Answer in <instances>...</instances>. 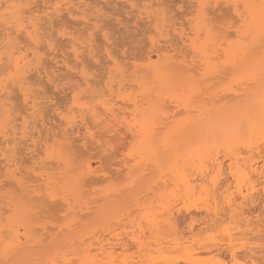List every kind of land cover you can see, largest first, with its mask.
<instances>
[{
	"label": "rangeland",
	"instance_id": "374dc122",
	"mask_svg": "<svg viewBox=\"0 0 264 264\" xmlns=\"http://www.w3.org/2000/svg\"><path fill=\"white\" fill-rule=\"evenodd\" d=\"M20 1L22 2L23 0H20ZM199 1L200 0H162L161 3H160V1H158L159 4L162 5L161 6L159 4L157 5L158 2H156V0L155 1L154 0L153 1L152 0H106L105 1L104 0V2L102 0H99V1L98 0H86L85 2H83L84 4L83 3L81 4L79 2L81 4V6H80L79 3L77 5V0H74V4L77 6H80L84 12L86 11L85 12L86 14L82 10H80V8L78 9V13H77V10H75V8H74V10L76 12V13H74L75 16H70L69 13L67 14V11L66 12L63 11L61 15L60 14L56 15L57 17L55 15L53 17H52V15H49L50 17L46 16L45 15L46 13L45 14L43 13L44 15L42 13L39 15L41 18H45V19H42V21L40 22L41 36H43L41 44H40V48L41 49L43 48V50H41L40 55L42 56L41 62L43 61L44 65L43 66H42V64L40 65L41 71L37 70V72L39 71L41 73H35V70L32 71L35 74L31 72L32 74H31V76L30 75L29 76H30V79L31 78L32 79H31V81L29 79L28 86H30L29 88L33 89L32 94L35 93L34 96H36L38 98L41 95V97H39V99L41 101H39V100L38 101L39 102L43 101L41 103L43 106H41V104H40L39 107L41 106L44 109L40 108V109H42L43 113H40V112H42L41 110H39V113L41 115L42 114L43 115L42 116L39 115L40 116V117L38 116L39 118L38 117H37V119L31 118V117L28 118L29 122H30V120H32L29 124L30 125L29 128H31L30 130L28 129L29 134H31V135L34 134L33 138H35V136H36L35 139L37 141H38V139H40L39 143L41 145L43 143V141L41 143V140H44L43 139L45 137L44 133L47 132V130H48L49 136H46V137H48V139H52L51 136L54 132L56 134L57 133L59 134V133H61V130L64 128V130H66V132L69 131V132H67V135L68 134L71 135L70 138H69V136H67V138H69V141L71 142L69 144V146L72 144L71 146L73 147L72 148L70 146L72 148L71 149L72 151L69 149L71 152V153L69 152L70 155L73 154V156L71 158L72 160H70L72 162L71 165L73 164L72 168L73 169L75 168L74 169L75 171H77V170L80 171V169L83 167L84 164H86V162H90L92 164L93 168L98 170L99 174L97 176H94V178L90 177L91 180H94V182L96 180V183L92 182L91 180H87V181H91L93 184L91 183V185H87L89 182L88 183L85 182V185H87V187L84 186L83 188H80L82 190L80 191V193L78 192L79 193L77 195L78 198H76L77 201H76V199H74L75 197L73 198L72 195L70 196V198H68V199L73 198L72 200H70V203H71L70 205L72 207L69 205L65 206L64 204H62L66 208L63 207L61 209L60 205H59V207L57 206L58 205L57 202L63 203V201L60 202L59 199L62 198L63 196L65 197V193H62V194H64L62 196H58L57 198H59V199H57V198L54 199V200H56L54 205L52 204V205L48 206L50 210L45 209L44 205H42L44 207H41L40 206L41 204H39V202L35 203V204H37L38 208L35 209V210H37V212L35 211L34 215H37L38 217L37 216L34 217V215L32 213V219H30V220L33 221L31 223V225H32L33 232L34 231L35 232L34 233L31 232V234H32L31 237L33 239H37V238L40 239V240H38V242L41 241L42 243L41 242L40 243H35V242L33 243L34 246L33 245H32L33 247L31 246L30 251H32V253L30 252L31 254L29 255V258H27L25 260L22 259L19 261H17L18 260L17 258H16V261H15V259L10 260V259H12V258H10L7 260L8 262L6 261V259H3V261L1 260L2 262L0 261V264H264V173L260 174V175L258 173V175H257V173H254V171L251 169V166H252V168L254 166L258 167L259 170L261 168L264 169V140L260 139V141H257L256 137L255 138L252 137L251 134L249 133L250 129L247 130V128H249V127H246V124H244L243 126H240L241 124H239V127H240V129H242V132H239V134L236 136L237 143L233 144V145H235V147L231 146L232 144L230 145V147L225 146L227 148L226 151L223 150V148H219L217 150L216 149V148H218L217 146L211 147V149L213 148L214 151L216 149L215 153L213 150H211V154H212V151L215 154V156L218 153L217 157H218V159H220V160H218V162L222 161L223 166H224L223 167L224 173L221 172L223 176H221V173L217 176L220 179V180L218 179V185H220V188L218 187L216 189V187L218 185L215 188H213L214 186L212 188L210 187L211 179H213L214 176H216V175H214L216 170L210 169V168H213V165H211V164H213L214 161L212 162L211 160L213 159L212 157L215 158L214 154H212L213 156H210V155L206 156V154H205V156H203V160L206 157V159H205L206 161L205 160L203 161L204 162L203 164H206V165H203V164L200 165L202 159L200 161H198L199 162L198 163L197 162L198 159L196 158V160H195L193 158L194 163L192 162L191 158L194 157V155L191 156V153L194 152L193 149H195L197 147L199 141H201V140H199L200 134L197 136L196 131L193 130L194 131L193 132V131L189 130L187 132V129H189L190 126L186 125L185 127H187V129L185 130V127H184L183 131H182V129H179V131H178L179 133L176 131L178 135L175 137L174 136L176 134V132H175L174 135H172L175 138L171 137V139L169 137L167 138L166 137L167 135L166 136L162 135V133H164V134H170V133H165L166 130H164V127L162 129H160L161 127L158 126L162 133L159 131V129L158 130L155 129V131L157 130V132H159L158 134L157 133H155V134H156V136H158V135L160 136V134H161L162 137H158V138L155 137L154 138V136H153V138L155 140H158V141L160 138L161 139L163 138L162 143H161V139H160V141H159L160 143L158 142L159 148H157L158 150H155L156 148L151 147L149 144L147 145V142H144L147 148L150 146V149L154 148L152 150L157 152V153L155 152V154H154L155 158L152 157V155L150 157L149 154L152 153V151L149 148L147 149L145 147V149H146L145 151L150 150L149 151L150 153L149 154L147 153L148 158L146 156L143 157L144 158L143 160H146V162H144V164H145V166H147V168H145L143 163H139V162H141L142 157L140 156V158H139V156L137 154L139 152H137V150H136V148L138 147L139 148L138 150L142 151L141 148L144 147L145 145L142 142L143 140L140 141L141 137L137 136V138L139 140L136 137L134 139V137L131 134L133 127L130 124L132 127L131 128L132 130H130V125H128V123H130L133 119L132 116H129L130 119L128 117V115H130V114H128L129 111L133 108V106H131L132 108L131 107L129 108V105L131 104V102H129L130 99L126 100L127 102L126 101L123 102L121 100L123 99V97H124V99H126V97L125 96L122 97V95H120L122 99H120V100L117 99L114 101L113 96H115V95H113L112 96L113 99H111V98H109V97H111V95L107 92L108 90L105 91V93L107 92L109 94V95L107 94L109 100H113V102H112L113 104L116 101L118 102V104L115 103L118 106L116 108H114L116 114H118L117 112H119L121 114L123 113L122 115H125L124 114L125 111L122 112V110H120V106L122 107V105H123L124 108L125 107L128 108V110H126L128 112L127 113L128 115H125V118L127 116V119L130 122L128 120L126 121L125 118H123V120L125 119V121L121 120V118H120L121 115L119 114L120 115L119 121L126 123L125 124L126 126H124V123L122 124V122H121L120 126H118V124L120 122L116 123L115 126H118V128L119 127L123 128V126H124V128H126L127 126H129L128 127L129 129L127 128V131L128 130L129 131L127 132L126 129H123V131H122V129L119 128V129H121V132H120L121 134L118 132L119 135L116 134L117 133L116 131L118 130V129H116L117 127L115 128L116 130H113V132H110L111 130L109 132L108 131L105 132V129H104L105 127L103 125V123L105 121L104 122H103V120L100 122H97V120L94 121V119L91 117L92 116L91 114L87 115L85 113L86 116L85 117L83 116V117L86 119V121L80 120L82 118L80 115L81 114L84 115L83 113L85 110L87 111V109H89L90 107L92 108L93 104H94V106L97 105L98 101L101 100L99 95L96 96V98H94V95H93L94 99L93 98L87 99L85 95H81V99H83V100L86 99L85 105H86V103H88L87 101H89V100H91V101H89L90 104H91V102H93L91 104L92 106H90L89 108L85 109V107H84V109H85L84 111L80 110L83 107L80 108L77 106V103L73 102L74 101V95H76L77 92H79V90L83 86L82 85L80 87L79 85L84 83L86 86V82H87L86 80H88V79H89L88 81H90V79L92 80V81H90V83L92 82L93 85L95 84V86H93V88L95 87L98 90V91L94 90L95 92H97L99 94L100 93L102 94L104 92L103 90H105V87H107L106 85L109 82L108 79H109L110 75L111 74L113 75L114 67H115L114 66L115 65L114 64L115 59H116V62H118V63L120 62L122 64V66L120 65L122 68L126 64L127 66H125V67L127 68V70L132 65L133 67L130 68V70L131 69L132 70L131 71L128 70L130 73H132V72L135 73V71H137V69L134 70V68H138L137 67L138 64L139 65L141 64V66H139L140 68H142V64H143V67H145L146 58L144 56L147 54V52L149 53L153 50V47L151 46L153 44L152 41L156 42V40H157V42L159 41L158 43L160 44V46L163 45L162 47H166L168 44L165 42V39H164L165 37L167 38V40L169 39L171 43H175V47H177L179 49L175 53H177L178 56H180V58H181V56L186 57V59L188 58V60H190V61L189 62L187 61V63H192L195 61L194 62L195 66H193L194 69H196V71L201 70V69L197 70V67L200 68L199 67L200 62L198 61V60H200V58L199 57L197 58V54H195L193 52L194 50H193V48H191L192 44L190 46V43H192V42H190V41L192 40V37L195 36V35L193 36V34H192L193 33L191 30L192 25L196 24L197 17L199 15L201 17L202 12H204V11H205V13L207 12L206 14H208L207 16L209 19H207V20L209 21V24H210L208 26L209 27L213 26L214 34L216 35V37H214V35H213V38H217V40L219 42L218 44H222L224 38H226L228 36L227 37V39H229V41L227 42V43H229L228 45H230L232 42H235V45H236V41L238 42V40L240 38V37L238 38L237 33L243 32L242 34L239 33L240 35H243L244 33H246V30H247L246 28L248 27L246 25H248V24H246L245 26H244V24H242L243 22L241 19H239L240 17L236 16V14L233 11L234 7H232V5H229L230 3H227L226 0H219L220 2L218 1V3H215L214 1H212L213 3L210 2L211 4H209L208 6L206 5V3H205L206 6L203 5V7H205L204 8L205 10H202V12L200 14L198 11L200 10V8H202L201 7L202 5L200 7H199V5L197 6V3ZM86 2H88V3H86ZM200 3H201V1H200ZM8 4L9 3H7V0H0V5L2 8L8 6ZM85 4H86V6H85ZM133 5H134V7L132 8ZM150 5H152V8L150 7ZM43 6H44V2L42 0H35L34 3H32L28 6H25V9L29 10L28 8H30L32 10V8H33L36 11V9H39V7H43ZM83 6H85L86 8ZM90 6H91V8H90ZM143 6L144 7L148 6L147 7L148 10H146L147 8H143ZM240 6H242V4H240ZM155 7H157V8L155 9ZM142 8L144 10H142ZM149 9L150 10L152 9L154 11V13L155 12H157V13H155L154 16L152 17V15H153V14H151L152 11H150ZM197 9H199V10H197ZM240 9L243 10L245 8L239 7V11L241 13L245 12V10H243L244 12H242ZM34 10H32V11H34ZM148 11L150 12L151 16L147 15L149 13ZM162 11H163V13H162ZM164 11H166L165 14H168V15H166L165 17H162L163 15H165ZM138 13H141L142 15H143V13H145V14L147 13V14L144 16L141 15V17H140V14H138ZM197 13H199V14H197ZM84 14H85V16H84ZM157 14H159V15L162 14L160 17L168 19L169 22L167 20L165 22V25L167 26V27L165 26V30H168L172 34L169 33L168 31H165L169 35H164L165 34V33H163L164 31H162V30H164L163 29L164 27L160 28V30L162 29L161 30L162 32L160 30H158V28L156 26L158 24H160L161 18L158 15V17H159L158 22L159 23L155 24L157 22L155 20L157 18ZM82 16H84L88 20L90 18L92 20L89 23H86L87 21ZM148 16L151 18H149ZM155 16H156V18H155ZM203 16H205L204 13L202 14V17ZM200 17L198 20H201ZM49 18H51V19H49ZM97 18H99L100 20L99 19L97 20ZM152 18H155V19H152ZM244 18H247V15H244ZM204 19L202 18V22ZM94 21H96V24H97V26H99V28L97 26L95 27ZM205 21H206V19H205ZM205 21L203 24H205ZM248 21L249 20H247L246 22L248 23ZM246 22H244V23H246ZM81 23H83V24H81ZM92 23H94L93 26H92ZM240 24L242 27H240ZM89 25H91V26H89ZM161 25H162V23H161ZM87 26H89V27H87ZM158 27H160V26L158 25ZM244 27L246 30H244ZM4 28L5 27H3V29L1 28L0 31L2 32V30H4ZM156 28H157V30H156ZM174 28L177 29L176 30L177 32L174 31ZM239 28H241L240 29L241 31L240 30L238 31ZM63 30L65 31L66 34L65 33L63 34V32H64ZM59 31H60V33H59ZM1 32H0V34H3ZM105 32H106V34H105ZM160 32H161V34L163 33V35H162L163 39H161ZM211 32H213V31H211ZM179 33L182 36V38H180L181 36L179 35ZM204 33L205 32H203V35H202V33L200 34V35H202L201 37H203V36L204 37L203 38L199 37L200 40H197L198 42L196 41L197 45L199 43L204 44V41L206 40V38L209 35L208 32L205 34ZM185 34L187 36L189 35L188 37H191V40H189L187 38L189 43L187 41V42H185V45H184V42H182V39L185 38ZM91 35H93V36H91ZM106 35H107V37H110V38H108V40H107ZM21 36H23V35H21ZM21 36H19V38H18V40L20 42L22 41L21 45H19V46H21V47L27 46L28 47L30 45V42L28 44L27 39H24V38L23 39L21 38V40H20ZM80 36H81V38H80ZM210 36H212V35H210ZM90 37L91 38L94 37L95 39L94 38L91 39ZM220 37H221V39H220ZM222 37H223V39H222ZM245 37H243V38H245ZM194 38H196V36ZM204 38H205V40H204ZM243 38L241 36V40H243ZM67 39H70V40L67 41ZM78 39H80L81 41L83 40L82 41L83 45L80 46V48L78 47L79 49H82L79 51V59L75 58V55L73 52L74 47H72V46H78L80 44V40L77 41L79 44L77 42L75 43V40H78ZM89 39H91V40H89ZM109 39H111V40H109ZM245 39L247 41L250 40V39H248V37ZM72 40L74 41V45L72 43ZM88 40L90 43L86 42ZM171 40H173V41H171ZM219 40L221 41V43ZM263 40L260 38V42H258V43H261V44L259 46H257V45L254 46L252 43H250V45L252 44V48H250V45H249V50H250L249 54H251L252 50H254V53H255V51L257 52V51L261 50L259 52V53H261L262 48H263V51H264V47H263L264 41ZM214 41H215V39H214ZM42 42H45L46 44L42 43ZM84 42H86V43H84ZM105 42H107V44ZM208 42L205 44V46L207 45L206 46L207 51L211 50L212 48L215 51L216 50L218 51L221 47L220 45H218V46H220L219 49L216 46H215V48H217V49H215L214 47L208 45V44H212L213 41L211 42V40H210V42L209 43ZM241 42H243V41H241ZM50 43H52L51 45L54 44L53 45L54 51H53V48L49 47L48 44H50ZM158 43H156V44H158ZM225 43L226 42H224V44H222V46L225 47ZM227 43H226V46H227ZM200 44L198 45V47H200ZM84 45H85V47H87L88 45L89 46L87 47V49H85ZM215 45H216V43H215ZM27 47H25V48H27ZM30 47L32 48L33 46L30 45ZM208 47L210 49H208ZM232 47H234V46H232ZM246 47H247V45H246ZM257 47H259V48H257ZM234 48H236V47H234ZM91 49L94 52L90 51ZM247 49H248V47H247ZM2 50L4 51L5 49H2ZM29 50L33 51L34 48L29 49ZM225 50H227V51L229 50L228 46ZM107 51H109L112 54V56H114V57L116 56L115 59L109 58ZM123 51H124V53H123ZM222 51L223 50H221V51L219 50L220 54L218 52H216V54L218 53L219 55L222 56V53H224ZM125 52H127V53L125 54ZM30 53H32V52L29 51V54ZM80 53H81V55H80ZM96 54H98V55H96ZM118 54H120L119 57H121V58L117 57ZM143 54H144V56H143ZM195 55H196V57H194ZM91 56L92 57L94 56V57L92 58ZM127 56H129V57L127 58ZM153 56H155V55L153 54L152 57ZM134 57H135V59H134ZM251 57H252V55H251ZM80 58L81 59L84 58V60L82 59V62H81ZM219 58H221V57L219 56ZM219 58L218 59L216 58V59L219 61L220 60ZM44 59H45V61H44ZM154 59L156 60L157 57L156 56L153 57V61H155ZM191 59H192V62H191ZM216 59H214L215 60L214 63H215V65H217V68H219L218 67L219 64L216 63ZM248 59L249 58H247V60L246 59L245 60L248 61ZM97 60H99V61H97ZM222 61L224 62V59ZM222 61L220 60V62H222ZM249 62H250V60H249ZM66 63L67 64L69 63V64L66 65ZM247 63L248 62H246L245 65ZM237 64L240 66L242 65L241 63H239V61L237 62ZM227 65L224 68H223V65H222L221 69L219 68V71H222V72L219 73V71L217 70L219 75H216L214 77V78H216L214 81L211 78H207L208 80L209 79L212 80V81L209 80V83L212 82V83H210V86H212V87L207 85L208 80L204 79L203 77L201 79L198 75H196L197 73L195 70L192 71L195 74L194 76H196V78L198 79V80L196 79V82L198 84H200L199 86H203V87H200V89L201 88H204V89L208 88V90L209 89L211 90L208 92L206 90L201 89L202 91L200 92L201 93L200 97H197V95L199 96L198 91H200V90H197L198 94L197 95L195 94V95H196V98H199L198 100L201 99L200 101H202V100L203 101H205V100L209 101L210 97L215 98L214 95L210 96L213 93V90H215V92H218V93H216L217 94V97L215 98L216 100L219 98H224L225 94L220 92L223 89L222 87L226 88V86H227V88H228L229 84L231 83V80L235 79L234 77L240 76L241 74H239V72L246 70V69H242V67L243 68L245 67L243 65L241 67L242 71H241L240 67H238V69H236L233 64H232L233 68H235V69H233L231 67L232 65L231 66L229 64H227ZM238 65H236V66H238ZM250 66H249V68H250ZM44 67L45 68L47 67L46 69H49V70L44 69ZM68 67H70V68L73 67V68L68 69ZM84 67L86 68L85 72L88 71V73H87L88 75H86L85 72H84L85 75H81V72L83 74ZM104 67H105V69H104ZM109 68L113 71L112 73L110 72L111 74H108L109 73L108 71H110ZM140 68H138V73L140 72L139 71ZM125 69H124V72H126V75L129 76V74H127V71ZM53 71H54V73H56V75L52 73ZM77 71H78V73H77ZM201 72H203V71H201ZM48 75H49V79H48ZM199 75H201V73H199ZM105 76H106V80H104ZM112 77H116V76L114 75ZM244 77L245 76L243 75L242 78H244ZM238 78H237V80H238ZM50 79L52 81H50ZM128 80L129 81H123L124 82L123 86L126 84V87H127L126 88L124 86L127 89L125 91V93L126 92L127 93L126 94L123 93V94L128 95L131 91V94L133 96V93H135V91L138 89V91H136V94H135L136 96H134V97H137V98L140 97V98H138V101L141 100L142 99V97H141L142 91H140L141 89H139L137 86H135L136 83L130 82L131 78H128ZM115 81L117 82V80H115ZM192 81H193V79H191L188 82L191 83ZM262 81H264V79H262ZM262 81L259 79V82L262 83ZM77 82H79V83H77ZM93 82H96V83H93ZM196 82H195V84H197ZM30 83H32L34 87ZM90 83H89V85H90ZM132 83H133V85H131ZM232 83H233V81H232ZM249 83L251 84V82H249ZM113 84H115V82H113ZM116 84L113 86V88L118 85V84L117 85ZM231 84H230V86H231ZM235 84H237V83H233L232 86H235ZM262 84L264 85V82ZM109 85H111V83ZM263 85H261V86H263ZM185 86H187V85H185ZM185 86L183 87V89L185 88ZM206 86H208V87H206ZM248 86L251 87V85H248ZM90 87H92V86H90ZM117 87H115V88H117ZM155 87H158V86H155ZM108 88H109V86H108ZM115 88L113 89L114 91L117 90V89L115 90ZM247 88H249V87H247ZM16 89H12L15 92L11 93V95H8V98L10 99V100H8V103L10 104L9 105L10 107L12 106L11 108L13 110L12 116H11V117H13L12 125L15 124V126H17V124H21V122H22V121H20L21 116L28 115V113L26 112V110L28 108L25 105L24 97L20 93L19 89H17L18 90L17 92H16ZM32 89H30V91ZM75 89H77V91ZM165 90H167V92H168V89L165 88ZM188 90H190V92H191V89H188ZM263 90H264V88H263ZM85 91H86V88H85ZM186 91H187V89H186ZM204 91H206V92H204ZM162 92L164 93L165 91H162ZM105 93H103L102 95H104ZM159 93H160V91H159ZM178 93H179V96H182L185 98V96H184L185 94L181 95L182 92H178ZM183 93H184V91H183ZM204 93H209V94L206 95ZM86 95H87V93H86ZM95 95H97V94H95ZM102 95H101V98H102ZM107 95L105 94L104 96H107ZM195 95H193V96H195ZM116 96H115V99H116ZM160 96H161V93H160ZM163 96L165 97V94ZM5 97H7V95H5ZM144 97H145V95H144ZM153 97H154V94H153ZM108 98L107 99L105 98V99L108 100ZM166 98H168V97H165V100L168 101L169 99H166ZM193 98L195 99V97H193ZM193 98H191V99H193ZM105 99H103V100H105ZM167 101H164L165 103L163 102V104H165V106H163V104H162V106L166 107V109H165V111L167 110L166 117L167 116H169V117H167V118L163 117V118L166 120H168L170 118L172 121L175 118L177 119L176 123H174V121H173V123L171 121L167 122V123H169V124L171 123L174 126V124L177 125V122L180 121L179 120L180 118L183 121L184 120L183 118L186 119L189 117V116L183 117L184 114L186 115V110H185V108H184L185 111L183 110V108H182L183 106L178 107L177 106L178 104H176L175 102H174L175 103L174 104L172 102V100H171L172 103L170 102V100L168 102ZM47 102H49V104ZM197 102H199V101H197ZM81 103H83V101ZM90 104L88 103V105H90ZM74 106L76 108H73ZM86 107H87V105H86ZM93 109H96V108L93 107ZM99 109H98V111H100ZM77 110H80L81 112L80 111L77 112ZM100 112H103V111H100ZM180 112H182V113H180ZM13 113H15V114H13ZM75 114H76V117L80 116L81 118L77 117L76 118L77 120L75 119L76 124L74 123L73 126H70L68 124L66 126V128L67 129L69 128L70 130L69 129L67 130L65 128L67 119L68 118L72 119V116L74 117ZM103 115L104 114H102L101 117L107 118L106 115H104V116ZM41 117H42V119H41ZM64 117H65V119H64ZM92 119H93V122H92ZM63 120H64V122H61ZM99 120H101V119H99ZM34 122H36V123H34ZM43 122L45 124H42ZM82 122H86V124H84ZM101 122H103V123L100 124ZM161 122H164V121L162 120ZM160 124L158 122V125H160ZM166 124L162 123L163 126ZM171 124H170V126H171ZM180 124H181V122L179 123V125ZM60 125L62 126L61 130H60V128H61ZM86 125H87V127H86ZM162 125H160V126H162ZM35 126L38 128H36ZM43 126H45L47 129ZM88 126H89V129L93 128L92 132H90V133H92L93 138L88 133H86L87 132L86 128H88ZM112 126L113 125L109 126V129ZM182 126H184V125L181 124L180 127L179 126L178 127L182 128ZM101 127H103V128H101ZM166 127H169V126H165V128ZM241 127H243V128H241ZM156 128H157V125H156ZM174 128L177 129L176 127H174ZM19 129H20V127L17 128V132L20 131ZM50 129H51V131H53V130L54 131L53 132L50 131L51 132L50 133L49 132ZM107 129L108 128H106V130ZM171 129H173V128L171 127ZM44 130H46V131H44ZM162 130H164L165 132H163ZM38 131H41V132L44 131L43 134L41 135V137H40V132L38 133ZM167 131H169V129ZM122 132L125 135H122ZM170 132H171V130H170ZM94 133H95V135H94ZM48 134H46V135H48ZM86 134H88L89 136L87 135V137H86ZM43 135H44V137L42 138ZM126 135H127V139H126ZM133 135H136V134H133ZM230 135H232V134H230ZM94 136H97V137H94ZM100 136H101V138H100ZM46 137H45V139H46ZM83 137H84V139H83ZM131 137L133 138L134 141L131 139ZM85 138H86V140H85ZM164 138H166L167 141L173 139L172 140L173 143H172V141L167 142ZM29 139L30 138H27V142L29 145H31V143H30L31 140H29ZM93 139H96V140H93ZM255 139H256V141L253 142ZM150 140L155 141L153 139H150ZM51 141H53V140H51ZM102 141H104L105 143L107 141V144L105 145V143ZM149 141H148V143H151ZM236 141L234 140V142H236ZM248 141H250V142L248 143ZM97 142H99V143H97ZM140 142H141V144H140ZM242 142H246V143L244 144ZM1 143H2V141H1ZM156 143L157 142L155 141L154 144H156ZM164 143L167 145H168V143H170V144H172V146L168 145L170 147L166 146L165 148H163ZM231 143H233V142H231ZM252 143L255 146L252 145ZM142 144L144 146H142ZM258 144H260L259 145L260 148H258ZM13 146H16V145L10 143L9 147L14 148ZM23 146H24V143L22 145H19V146L17 145L16 147L18 149L15 147L16 152L13 155L16 154L15 159L17 158L16 161L20 162L17 166L20 167L22 165L20 167V171L22 172L24 170L22 173L25 174L26 171H25L24 166H27V162L25 164H22L23 162H21V161L24 158H25L24 160H26L27 155H24V154L25 153L27 154V152L24 151L26 148H24ZM201 146L202 145L199 144V147H201ZM253 146H254V148L257 147L258 149L256 148V150L254 149L255 150L254 151L253 149H251V148H253ZM40 147L42 148V146H40ZM40 147L38 149H40ZM156 147H157V145H156ZM225 147H224V149H225ZM232 147H233V149L230 150V148H232ZM183 149H184V151H182ZM191 149L193 150V152L191 151ZM200 149L202 150L203 148L201 147ZM238 150H239V152H238ZM41 151H43V150L40 149V152ZM188 151L191 152V153H189L190 155H188ZM18 152H20V153H18ZM21 153H22L23 157L25 156L22 160H21V158H22ZM35 153H37V150ZM202 153H205V152L203 151ZM19 154H20V156H19ZM187 155L191 156V157H187ZM41 156H44V154H42V152H41ZM156 156H157V158H156ZM209 156H210V158H208ZM232 156H233V158H232ZM237 156H239V157H237ZM145 157H146V159H145ZM217 157H216V159H217ZM189 158L191 159L190 161L193 163L192 164L190 162L192 165H190V163H187V161L189 162V160H188ZM238 158H240V159H238ZM147 159H148V162H147ZM131 160H132V162H131ZM209 160L211 162H208ZM236 160H237V162L240 161L241 165L240 164L239 165L242 166L241 167L242 169L239 167H237V169L234 168V166H236V164L239 163V162L237 163ZM51 161H53V160H51ZM51 161H49L52 164L51 166L55 165L56 161L54 160L53 163ZM0 162H1V160H0ZM174 163L178 164V166L181 167V169H183V167L185 170L187 169L186 170L187 172L186 171L185 172L188 175H190L191 178H193V179L190 178L191 181L194 180V183L196 182L195 183V186L197 185L196 187L193 185L194 183L192 184L196 188V190H195V188L193 189L194 191L192 190V193L194 195L192 193L190 194L191 191L188 193L185 189H182L183 186L180 187L178 184H176V186L173 185V184H175V182L169 178V177H171L170 173L167 176L164 175V174L169 172V170L171 168L170 166L173 165V167L175 169L176 166H174ZM182 163L185 165H182ZM233 163H235L234 166L232 165ZM195 164H196V166H195ZM256 164H257V166H256ZM75 165H76V167H75ZM186 165L187 166L190 165V166L186 167ZM198 165L200 167L199 169L204 170L205 168H203V166L204 167L209 166L208 168L211 171L213 170L212 173L210 171V174H208L209 171L206 172L207 174L206 173L204 174L206 176V180H207V181H205L206 185L202 182L203 177H200V176H204V175L203 174L200 175L201 174L200 171L198 172V170H199V169H197ZM230 165H232V170L234 168V170L231 171L232 173H235V169L237 172L238 171L240 172L239 176L242 177V180H243L241 183V186L240 185L237 186L238 181L236 180V177H234L232 175V173L230 172V169H231ZM51 166L48 165V168H50ZM148 166H150V167H148ZM178 166L176 168L178 170H181L180 168H178ZM168 167H169V169H168ZM56 168L57 167L55 165V166H53V168L48 169L49 173L55 174V175H56V173H58V175H59L60 170H58V168L57 169ZM138 168L140 171L143 168H144V171H146V173L143 171L146 178L144 176V180L140 179V181L143 180L141 182L138 181V179L140 178V174H139L140 171L138 170ZM191 168H193V170H191ZM208 168L206 170H208ZM130 169H132V170H130ZM136 169L138 170V172ZM145 169H147V170H145ZM244 169L247 170L246 175H245ZM0 170H1V168H0ZM74 170L71 173H74ZM172 170H170V172ZM196 170L200 176L196 174ZM242 170H243V172H242ZM38 171H40V170H38ZM183 171L184 170H182V172ZM189 171H191V172H189ZM18 172H19V170H18ZM71 173H69L68 175H70ZM136 174L137 175L139 174V177H137L138 179H136V176H137ZM171 174L174 175V173H172V172H171ZM237 174H236V176H237ZM58 175H56V177H61L60 175L59 176ZM173 175H172V177H173ZM175 175H174V177H175ZM208 175H210V176H208ZM247 175L249 176L248 178L250 180L246 178ZM25 176L28 177V175H25ZM132 176H135V179H134V177L132 178ZM160 176H163L164 179H168V180L170 179L171 181H173L172 182L173 186L170 185V181L167 182L165 180L170 187L168 185H166V182L162 181L163 179H161V181H160L159 180V178H161ZM129 177H131L132 181L137 180L138 182L136 184L132 183V181L130 180ZM174 177H173V179H174ZM233 177L235 178V180L237 182L234 180ZM142 178H143V175H142ZM209 178H210V181H209ZM58 179L60 180V178H58ZM157 179L159 180V182ZM155 180H157V182L159 183L160 186L157 184V182ZM175 180H176V177H175ZM35 183L33 185L38 184V183H36V184ZM162 183H165L166 186H164ZM199 183L204 184L203 185L204 188H205V186L206 187L209 186L211 189L208 188L209 190L204 189V191H202L203 186L201 185L202 189L200 188L201 191H199L200 190V189H198L199 188L198 185H200ZM219 183H221L222 185ZM39 184H41V183L39 182ZM31 185H32V183H31ZM61 186H63V185H61ZM167 186H168V188H166ZM178 186L180 189H178ZM223 186H224V188H223ZM57 187H59V186H57ZM59 188H61V187H59ZM43 189L44 188L41 187V189L39 190V191H41V190L42 191L40 192V194H38L39 195L38 198H41L40 196L45 193V191ZM56 189L58 190V188H56ZM172 190L175 192V194L173 193ZM212 190L214 191L215 196L213 195V193H211ZM62 191L65 192L64 190H62ZM62 191L59 190V192H62ZM184 191L187 193L184 194L183 193ZM205 191H206V194L204 193ZM42 192H44V193H42ZM176 192H178V194ZM68 193L66 192V197L68 196ZM179 193H183L184 196H182L183 194L179 195ZM207 193H208V195L210 194V197H208L206 199L205 196H208ZM70 194H71V192H70ZM74 194H76V193H74ZM176 194H177V196L175 197ZM38 195H32V196L37 197ZM185 195L186 196L188 195V196L185 198ZM203 195H205V196H203ZM190 196H193V197H190ZM44 198H46V196ZM80 198H82V199H80ZM213 198H215L216 200H212V202H211V199H213ZM84 199H86L87 201ZM79 200L82 204L79 203ZM75 202H77V203H75ZM215 202H216V205H214V208H212L213 207L212 205ZM208 203H211V204H208ZM80 204H81V206H80ZM53 206H54V208L58 207L60 209V211L61 210H63V211L60 212L58 208L55 209V211H54L52 208ZM70 207H71V209H70ZM74 207H75V209H73ZM51 208H52V210H51ZM208 208L212 209L213 211L211 210V211L207 212L206 209L209 210ZM218 208H220V209H218ZM216 209H218V210H216ZM56 210H58L59 212ZM216 211H219V212L221 211L220 212L221 214L218 213V216H216ZM211 212H213V214H211ZM209 214H211L212 216ZM150 218L153 220V222H152V220H150ZM155 218L158 220V223L161 225V226L159 225L160 227H157L158 223H156V225H155V223H154V221L156 220ZM70 220H71V222H70ZM157 220H156V222H157ZM167 220L169 222L166 223L165 221H167ZM170 222L173 225V226L171 225L172 229H171V227L168 226L171 224ZM151 223H152V225L154 223V225L157 227L156 229H158L157 231L155 230V228L152 225H151L152 227L149 226ZM144 224H145V226H144ZM142 225L144 227H142ZM140 226L142 227V229ZM151 230H155V232L153 231L155 234L157 232L160 233L159 234L160 238L158 237V233L156 234V236H154V233H152ZM159 230L160 231L162 230V231L160 232ZM49 237H51V238H49ZM155 238H158V239H155ZM137 241L138 242L140 241V242L138 243ZM30 256H31V258H30ZM19 259H21V258H19ZM4 261H6V262H4Z\"/></svg>",
	"mask_w": 264,
	"mask_h": 264
},
{
	"label": "bare ground",
	"instance_id": "6f19581e",
	"mask_svg": "<svg viewBox=\"0 0 264 264\" xmlns=\"http://www.w3.org/2000/svg\"><path fill=\"white\" fill-rule=\"evenodd\" d=\"M12 1V0H11ZM10 0H7V3H9L8 4V6H6V7H4V8H2L1 7V5H0V29L2 28L3 29V27H5L4 28V30H2V32L1 33H3V34H0V143H1V141H2V143L0 144V160H1V162H0V168H1V170H0V261L2 260L3 261V259H6V261L8 260V259H10V258H12V259H10V260H14L15 259V261H16V258L18 259L17 261H19V260H22V259H27V258H29V255L32 253V251H30V249H31V246L33 245V243L35 242V243H40L41 241H39L38 242V240H40V239H38L37 237V239H33L32 237H31V232L32 233H34L33 232V230H32V225H31V223L33 222L32 220H30V219H32V213H33V215H34V212L36 211L37 212V210H35V209H37L38 207H37V204H35V203H38L39 202V204H41L40 206L41 207H44L45 206V209H48V210H50L49 209V207L48 206H50V205H54V203H55V201L56 200H54L55 198H57L58 196H62V195H64V194H62V193H65V197L63 196L62 198H57V199H59L60 200V202L61 201H63V203H59V202H57L58 203V207H59V205H60V207H61V209L64 207L62 204H64L65 206H71L70 204V200H72L74 197V199H76V198H78V194L80 193V191L82 190V189H80V188H83L84 186L85 187H87V185H91V183L92 182H94V180H91V178H94V176H97L99 173H98V170H96V169H94L93 168V166H92V164L90 163V162H86V164H84L83 165V167L80 169V171L79 170H77V171H75L73 168H72V166H73V164L71 165V161L70 160H72L71 158H72V156H73V154H71L70 155V150L73 148L71 145V147L69 146V144L71 143L70 141H69V138H70V136L71 135H67V132H69V131H67L66 132V130H64V128L62 129V126L60 125V130H61V133H53L52 134V136H51V138L52 139H48V137H46V136H49V134H48V130H47V132H45L44 134H45V137H46V139H45V137H44V135L42 136V138L44 139V140H41V143H42V141H43V143L40 145V139H38V141L35 139L36 138V136H35V138H33L34 137V134H29V130L31 129V128H29L30 127V122L32 121V120H30V122L28 121V118L29 117H31V118H36L37 119V117L40 115V116H42L40 113H43V111H42V109H44V108H42L41 106H43L41 103L43 102H39V101H41L40 99H39V97H41V95L37 98L36 96H34V94H32V92H33V89L32 88H29L30 86H28V83H29V79H30V76H31V74L32 73H34V72H32V71H34L35 70V73H41V72H39V71H41L40 69V65L42 64V66L44 65L43 64V61L41 62V60H42V56L40 55V52H41V50H43V48L41 49L40 48V44H41V41H42V38H43V36H41V26H40V22L42 21V19H45V18H41L39 15L42 13H46L45 15L46 16H49V15H52V17L55 15H58V14H62V12L63 11H67V14L69 13L70 14V16H75V14L74 13H76L75 12V10H77V13H78V9L80 8V10H82V8L80 7L81 6V4L83 3V2H85L86 0H77V5H78V3H79V5L80 6H77V5H75L74 4V0H42L43 2H44V6L43 7H39V9H36V11L32 8V10H34V11H32L30 8H28L29 10H27V9H25V6H28V5H30V4H32V3H34V1L35 0H23L22 2L20 1V0H13L12 2H11ZM20 1V2H19ZM99 1V0H98ZM103 2H104V0H102ZM106 1V0H105ZM153 1V0H152ZM155 1V0H154ZM158 1H160V3L162 2V0H156V2H158ZM200 1H201V3H200ZM198 3H197V6L199 5V7L201 6L202 8H200V10L199 9H197V10H199L198 12L201 14V12H202V10H205L204 8L205 7H203V5L204 6H208L209 4H211L210 2H212V1H214L215 3H218V1L219 0H200ZM208 2V3H207ZM220 2V1H219ZM226 2L227 3H230L229 5H232V7H234V13L236 14V16H238V17H240L239 19H241L242 20V24H244V26L246 25V24H248V25H246V26H248L246 29H245V27H244V30H246V33H244L243 35H240L239 33H241V32H239V33H237L238 35V38H239V40H238V42L236 41V45H235V42H232L230 45H228L229 43H227L228 41H229V39H227V37L226 38H224V40H223V43L222 44H224V42H226L227 43V46H228V51L227 50H225L226 48H227V46H226V43H225V47L224 46H222V44H218L219 42H218V40H217V38H213V35H214V37H216V35L214 34V29H213V26H211V27H209L208 25H210L209 24V21L207 20V19H209L208 18V14H206L205 13V11L204 12H202V14L204 13L205 14V16L207 17H205V16H203L202 17V14H201V17L204 19H206V21H205V19L203 20V22H202V18L200 17V15L197 17V22H196V24L195 25H192V28H191V30H192V34H193V36L195 35L196 36V38H194V37H192V40H191V37H188L186 34H185V38H183L182 39V42H184V45H185V42H187L188 40H187V38L189 39V40H191L190 42H192V43H190V46H191V44H192V47L191 48H193V52L195 53V54H197V58L199 57L200 58V60H198L199 62H200V68H198L197 66V70H199V69H201V70H199V71H196V69H194V67L193 66H195L194 64V62H192V59H191V62L193 63H187V61L189 62L190 60H188V58L186 59V57H182L181 56V58H180V56H178V54L177 53H175L176 51H178L179 49L177 48V47H175V43H171L170 42V40L168 39L167 40V38L165 37L164 39H165V42L168 44L166 47H162V46H160V44L157 42V40H156V42H154V41H152V47H153V50L151 51V52H147V54L144 56V54H143V56L146 58V62H145V67H143V64H142V68H140L139 66H141V64L139 65L138 64V68H140L139 69V73H138V68H134V70L135 69H137V71H135V73H130L129 71H131L130 70V68H132L133 66L131 65V67L130 68H128V70H127V68L125 67V66H127L126 64H125V66H123V68L121 67L122 66V64L120 63H118V62H116V59H115V57L114 56H112V54L109 52V51H107V54H108V56H109V58H114L115 60H114V72L110 69V71H108L109 73L108 74H111L112 72H113V75L111 74L110 75V77H109V79H108V81L111 83V85H109L110 83L108 82V84L106 85L107 87H105V90H103L104 92L103 93H105V91H107L110 95H111V97H109V98H111V99H113L114 101L115 100H117V99H122L121 98V96L120 95H122V97L123 96H125L126 97V99H124V97H123V99L121 100V101H123V102H125L126 100H129V102H131V104L129 105V108L131 107V106H133V108L129 111V113L126 111V110H128V108H124V106L122 105V107L120 106V110H122V112L123 111H125V115H128V114H130V115H128V117L129 116H132L133 117V119H132V121L130 122L128 119H127V116H126V118H125V115H122L121 113H119V112H117L118 114H116V112H115V110H114V108H116L118 105V102L116 101V102H114V104L112 103L113 102V100H109V98H108V93L106 92L105 94L107 95V96H104V95H102L101 93L99 94V93H97V92H95L94 90H96V91H98L97 90V88H93V86H95V84L93 85L92 84V82L90 83V81H92L91 79H90V81H88V80H86L87 82H86V86H85V84L83 83V84H81V85H79L80 87L82 86V88L79 90V92H77V94L76 95H74V101L73 102H75V103H77V106L78 107H80V108H82V109H80L81 111H84L86 108H89L90 106H92L91 104L93 103V102H91V104H90V102L89 101H91V100H89V101H87L90 105H88V103H86V105H87V107H86V105H85V100H83V99H81V95H85L86 96V98L88 99V98H93V95H94V98H96V96H100V101H98V103H97V105H95L94 106V104H93V106H92V108L90 107L89 109H87V111L85 110L84 111V115H80L79 117L81 118L80 120H82V121H86V119L84 118L86 115H85V113L87 114V115H89V114H91L92 116V118L94 119V121L95 120H97V122H100V121H102L103 120V122L105 123H103V122H101L100 124H102L103 123V125H104V129H105V132L106 131H110V132H113V130H116V129H118L116 132V134L117 135H119V133L121 132V129H122V131H123V129H126V131H127V128L129 127V126H127L126 128H124V126H126L125 124L126 123H124V122H122V124L124 123V126H123V128H121V127H119V128H121V129H119L118 128V126H120V124H121V122L119 121L120 120V118H121V120H123V118H125L126 119V121L128 120L130 123H128V125H132V127H131V125H130V130H132L131 131V134H132V136L134 137V139H135V137L137 138V136L138 137H141L140 138V141H142L143 143L144 142H147V145L149 144L151 147H154V148H156L155 150H158L157 148H159L158 146V142L160 141V139H159V141L158 140H155L154 138L156 137V138H158V137H162L161 136V134H160V136L158 135V136H156V134L155 133H159V132H157V130L159 129V127H161L160 129H162L163 127H164V130H166V132L164 131V130H162L163 132H165V133H170V134H164V133H162L161 131H160V129H159V131L162 133V135H167L166 137L168 138H170L171 139V137H176L178 134H177V132L179 131V129H182V131L184 130V127L187 125V126H190L189 127V129H187V127H185V130L187 129V132L190 130V131H196L197 132V136L200 134V139L199 140H201V141H199V143H198V145H197V147L195 148V149H193L194 150V152H193V150L191 149V151L193 152V153H191L190 151H188V155H190L189 153H191V156H193L194 155V157H192L191 159H192V162L194 163V159L196 160V158L198 159L197 160V162L198 161H200L201 159H202V161H201V164L200 165H202L204 162V160L206 159V157H205V159L203 160V156H205V154H206V156L207 155H210V156H213L212 154H214L215 152H216V149L218 150L219 148H223V150H225L226 151V147H230V145L231 146H234L235 147V145H233V144H236L237 143V141H236V136L239 134V132H242V129H240V127H239V124H241L240 126H243L244 124H246V127H249V128H247V130H249L250 129V131H249V133L251 134V136L252 137H256V139H257V141H260V139H262V140H264L263 138H264V90H263V82L264 81H262V79H264V51H263V48H262V52L261 53H259L261 50H259V51H255V53H254V50H252L251 51V54H249V52H250V50H249V45H250V43H252L254 46H259L261 43H258V42H260V38L263 40L264 39V0H226ZM225 2V3H226ZM86 3H88V2H86ZM205 3H206V5H205ZM213 3V2H212ZM4 4V3H3ZM84 4V3H83ZM97 4V3H96ZM100 4V3H99ZM108 4V3H107ZM152 4V3H151ZM156 4V3H155ZM159 4V2L157 3V5ZM163 4V3H162ZM240 4H242V6H240ZM148 5V4H147ZM159 5H161V4H159ZM85 6H86V4H85ZM85 6H83V7H85ZM162 6V5H161ZM98 7V6H97ZM134 7V5L132 6V8ZM148 7V6H147ZM147 7H144L143 6V8H147ZM150 7L152 8V5H150ZM230 7V6H229ZM239 7H243V8H245V9H243V10H245V12L242 10V9H240L242 12H244V13H241L240 11H239ZM74 8H75V10H74ZM86 8V7H85ZM90 8H91V6H90ZM142 8V10H144ZM157 7H155V9H156ZM162 8V7H161ZM4 9V10H3ZM38 10V11H37ZM85 10V9H84ZM94 10V9H93ZM100 10V9H99ZM146 10H148V8L146 9ZM145 10V11H146ZM150 10V9H149ZM83 11V10H82ZM97 11V10H96ZM95 11V12H96ZM101 11V10H100ZM99 11V12H100ZM150 11H152V13L151 14H153L152 15V17L154 16V14L155 13H157V12H155L154 13V11L151 9ZM158 11V10H157ZM81 12V11H80ZM79 12V13H80ZM84 12V11H83ZM86 12V11H85ZM84 12V13H85ZM98 12V13H99ZM140 12V11H139ZM142 12V11H141ZM149 12V11H148ZM147 12V13H148ZM165 12L166 11H164V14H165ZM94 13V12H93ZM146 13V14H147ZM162 13H163V11H162ZM199 13H197V14H199ZM43 14V15H44ZM74 14V15H73ZM81 14V13H80ZM86 14V13H85ZM85 14H84V16H85ZM138 14H140V17H141V13H138ZM145 13H143V15L142 16H144V15H146ZM151 14H150V12L147 14V15H150L151 16ZM26 15V16H25ZM79 15V14H78ZM83 15V14H82ZM89 15V14H88ZM94 15V14H93ZM158 15L159 14H157V18H156V16H155V18H152V19H155L157 22L155 23V24H158L159 22V17L162 15V14H160L159 15V17H158ZM166 15H168V14H165V15H163L162 17H165ZM244 15H247V18H244ZM84 16H82V17H84ZM97 16V15H96ZM50 17V16H49ZM51 17V18H52ZM57 17V16H56ZM88 17V16H87ZM149 17V16H148ZM162 17H160L161 19H160V24H158L160 27H158V25L156 26L157 28H158V30H160V28L162 27H164L163 29L164 30H162V31H164L163 33H165L164 35H169V34H167V32H165V31H168V30H165V22H166V20L168 21V19H166V18H162ZM168 17V16H167ZM199 17H200V19L201 20H198L199 19ZM51 18H49V19H51ZM85 18V17H84ZM102 18V17H101ZM149 18H151V17H149ZM96 19V18H95ZM99 18H97V20H98ZM151 19V20H152ZM158 19V20H157ZM85 20L87 21H85L86 23H89L92 19L90 18L89 20L87 19V18H85ZM100 20V19H99ZM150 20V21H151ZM154 20V21H155ZM170 20V19H169ZM247 20H249L248 21V23L246 22ZM196 21V20H195ZM204 21H205V24H203L204 23ZM95 22V27L97 26V24H96V21H94ZM169 22V21H168ZM194 22V21H193ZM241 22V21H240ZM244 22H246V23H244ZM250 22V23H249ZM161 23H162V25H161ZM208 23V24H207ZM81 24H83V23H81ZM153 24V23H152ZM154 24V25H155ZM87 25V24H86ZM94 25V23H92V26ZM172 25V24H171ZM175 25V24H174ZM89 26H91V25H89ZM89 26H87V27H89ZM43 27V26H42ZM98 28H99V26H97ZM101 27V26H100ZM153 27V26H152ZM167 27V26H166ZM240 27H242L241 26V24H240ZM44 28V27H43ZM97 28V29H98ZM102 28V27H101ZM100 28V29H101ZM157 28H156V30H157ZM209 28V29H208ZM169 29V28H168ZM172 29V28H171ZM241 28H239L238 29V31L240 30ZM160 30V31H161ZM177 29L176 28H174V31H176ZM210 30V31H209ZM64 31V30H63ZM62 31V32H63ZM93 31V30H92ZM155 31V30H154ZM161 31V32H162ZM211 31H213V32H211ZM241 31V30H240ZM159 32V31H158ZM161 32H160V34H161ZM169 32V31H168ZM177 32V31H176ZM203 32H205V33H207L208 32V37L206 38V40H205V38H204V44L203 43H199L200 44V47H198V45H197V43H196V41L197 40H200L199 39V37H201L202 35H203ZM59 33H60V31H59ZM65 33V31L63 32V34ZM90 33V32H89ZM163 33L161 34V39H163L162 38V35H163ZM169 33H171V32H169ZM175 33V32H174ZM182 33V32H181ZM202 33V35H200ZM204 33V34H205ZM243 33V32H242ZM241 33V34H242ZM66 34V33H65ZM75 34V33H74ZM94 34V33H93ZM105 34H106V32H105ZM108 34V33H107ZM172 34V33H171ZM184 34V33H183ZM21 35H23V36H21ZM68 35V34H67ZM179 35H180V33H179ZM210 35H212V36H210ZM246 37H245V36ZM18 36V37H17ZM19 36H21L20 37V40H21V38L23 39H27V42H28V44H29V42H30V45L31 46H33L32 48L30 47V45L27 47V46H23V47H21V46H19V45H21V42L18 40V38H19ZM79 36V35H78ZM83 36V35H82ZM91 36H93V35H91ZM105 36V35H104ZM110 36V35H109ZM181 36V35H180ZM184 36V35H183ZM187 36V37H186ZM210 36V37H209ZM241 36H242V38L243 37H245V38H247L248 37V39H250L249 41H247L245 38H243V40H241ZM106 37H107V35H106ZM164 37V36H163ZM168 37V36H167ZM204 37V36H203ZM203 37H201V38H203ZM65 38V37H64ZM78 38V37H77ZM80 38H81V36H80ZM85 38V37H84ZM91 38V37H90ZM94 37H92L91 39H93ZM108 38H110V37H107V40H108ZM180 38H182V36L180 37ZM209 38V39H208ZM237 38V37H236ZM237 38V39H238ZM71 39V38H70ZM70 39H67V41L68 40H70ZM91 39H89V40H91ZM95 39V38H94ZM156 39V38H155ZM208 39V40H207ZM214 39H215V41H214ZM220 39H221V37H220ZM222 39H223V37H222ZM80 39H78V40H75V43L77 42V41H79ZM86 40V39H85ZM89 40L88 41H86L87 43L89 42ZM109 40H111V39H109ZM167 40V41H166ZM210 40H211V42H212V44H208V45H210V46H212V47H214L215 48V46L219 49V47H220V51L221 50H223L222 52H224V53H222V56L221 55H219L220 53H219V50L217 51H215L213 48L211 49V50H209V51H207V48H206V46H205V44L209 41L210 42ZM227 40V41H226ZM243 41V42H241V41ZM245 40V41H244ZM259 40V41H258ZM83 41V40H82ZM82 41L80 40V44L78 45V46H72V47H74L73 48V52H74V55H75V58H78L79 59V51L80 50H82V49H79L80 48V46H82L83 44H82ZM171 41H173V40H171ZM220 41V40H219ZM264 41V40H263ZM86 42H84V43H86ZM110 42V41H109ZM198 42V41H197ZM201 42V41H200ZM203 42V41H202ZM208 42V43H209ZM249 42V43H248ZM42 43H45V42H42ZM48 43V42H47ZM72 43H73V45H74V41L72 40ZM90 43V42H89ZM106 44H107V42H105ZM156 43H158V44H156ZM188 43H189V41H188ZM215 43H216V45H215ZM220 43H221V41H220ZM234 43V44H233ZM244 43V44H243ZM46 44V43H45ZM52 43H50V44H48L49 45V47L50 48H53L54 46V44L53 45H51ZM70 44V43H69ZM112 44V43H111ZM252 44L250 45V48H252ZM71 45V44H70ZM69 45V46H70ZM91 45V44H90ZM113 45V44H112ZM111 45V46H112ZM196 45V46H195ZM218 45H220V46H218ZM238 45V46H237ZM246 45H247V47H248V49H247V47H246ZM42 46V45H41ZM89 46V45H88ZM87 46V47H88ZM165 46V45H164ZM189 46V47H190ZM209 46V47H210ZM232 46H234V47H236V48H234V47H232ZM253 46V47H254ZM263 46V45H262ZM25 47H27V48H25ZM79 47V48H78ZM84 47H85V45H84ZM83 47V48H84ZM87 47H85V49H87ZM91 47V46H90ZM208 47V49H210ZM225 49H224V48ZM264 47V46H263ZM34 48V50L33 51H31V50H29V49H33ZM46 48V47H45ZM56 48V47H55ZM107 48V47H106ZM111 48V47H110ZM217 48H215V49H217ZM255 48V47H254ZM257 48H259V47H257ZM256 48V49H257ZM2 49H5L4 51L2 50ZM40 49V50H39ZM58 49V48H57ZM56 49V50H57ZM93 49V48H92ZM90 50V51H93V50ZM152 49V48H151ZM29 51L30 52H32V53H30L29 54ZM53 51H54V48H53ZM59 51V50H58ZM89 51V50H88ZM89 51V52H90ZM112 51V50H111ZM212 51V52H211ZM214 51V52H213ZM94 52V51H93ZM92 52V53H93ZM113 52V51H112ZM192 52V53H193ZM216 52H218L217 54H216ZM6 53V54H5ZM123 53H124V51H123ZM127 52H125V54H126ZM263 53V54H262ZM85 54V53H84ZM91 54V53H90ZM115 54V53H114ZM155 55L156 57H157V59L155 60V61H153V57H155V56H153L152 57V55ZM248 54V55H247ZM263 56H262V55ZM80 55H81V53H80ZM96 55H98V54H96ZM119 55L120 54H118V56L117 57H119ZM194 55V54H193ZM251 55H252V57H251ZM41 56V57H40ZM125 56V55H124ZM142 56V57H143ZM219 56L221 57V58H219ZM224 56V57H223ZM250 56V57H249ZM58 57V56H57ZM64 57V56H63ZM92 57V56H91ZM94 57V56H93ZM92 57V58H93ZM129 56H127V58H128ZM194 57H196V55L194 56ZM223 57V58H222ZM91 58V59H92ZM96 58V57H95ZM119 58H121V57H119ZM118 58V59H119ZM125 58V57H124ZM219 58L221 61L224 59V62L222 61V62H220V60L218 61L217 59ZM247 58H249L248 59V61H246L247 60ZM81 59V58H80ZM83 60H84V58H82ZM82 59L80 60L81 62H82ZM134 59H135V57H134ZM196 59V58H195ZM214 59H216V63H218L219 65H218V67L221 69L222 68V65H223V68L227 65V64H229L230 66L233 64L234 66H235V68L236 69H238V67H240V69H241V67H242V65L243 66H245L244 68L242 67V69H246V70H243L242 71V69H241V71L243 72H239V74H241L240 76H238V77H234L236 80H237V78H238V80L236 81L235 79H233V80H231V83H232V81H233V83H237V84H235V86H232L233 85V83L231 84V86H230V84H229V86H228V88H227V86H226V88H224V87H222L223 89L220 91L221 93H224L225 94V96H224V98H219V99H215L216 97H217V94L216 93H218V92H215V90H213V93L210 95V96H212V95H214V97L215 98H211L210 97V99H209V101H200V100H198L199 98H196V95L198 94V92H199V96L197 95V97H200V95H201V89H203V90H206V91H211L210 89L208 90V88H201L200 89V87H203V86H199L200 84H198L197 82H196V76H194L195 74H194V72H192V71H196V75H198L201 79H202V77L204 78V79H206V80H208L207 78H211L213 81L216 79V78H214L216 75H219V73L220 72H222V71H219V68H217V65H215V60ZM246 59V60H245ZM65 60V59H64ZM245 60V61H244ZM249 60H250V62H249ZM44 61H45V59H44ZM97 61H99V60H97ZM118 61V60H117ZM134 61V60H133ZM144 61V60H143ZM239 61V63H241L242 65L240 66V65H238L237 64V62ZM242 61V62H241ZM80 62V63H81ZM246 62H248L246 65H245V63ZM252 62V63H251ZM63 63V62H62ZM79 63V62H78ZM118 63V64H117ZM139 63V62H138ZM197 63V62H196ZM223 63V64H222ZM226 65H225V64ZM53 64V63H52ZM69 64V63H68ZM67 63H66V65H68ZM77 64V63H76ZM84 64V63H83ZM82 64V65H83ZM130 64V63H129ZM128 64V65H129ZM188 64V65H187ZM192 66H190V65ZM121 65V66H120ZM225 65V66H224ZM233 65L231 66L232 68H233ZM236 65H238V66H236ZM248 65V66H247ZM251 65V66H250ZM84 66V65H83ZM228 66V65H227ZM249 66H250V68H249ZM57 67V66H56ZM191 67V68H190ZM195 67V68H196ZM47 68V67H46ZM45 67H44V69H46ZM59 68V67H58ZM70 67H68V69H69ZM71 68H73V67H71ZM70 68V69H71ZM75 68V67H74ZM83 68V67H82ZM89 68V67H88ZM126 68V69H125ZM235 68H233V69H235ZM60 69V68H59ZM58 69V70H59ZM104 69H105V67H104ZM124 69L127 71V74H129V76H127L126 75V72H124ZM249 69V70H248ZM37 70H39L38 72H37ZM46 70H49V69H46ZM217 70L219 71V73L217 72ZM86 71V68L84 67V69H83V74H82V72H81V75H85L84 74V72ZM201 71H203V72H201ZM235 71V70H234ZM246 71V72H245ZM32 72V73H31ZM91 72V71H90ZM111 72V73H110ZM117 72V73H116ZM129 72V73H128ZM34 73V74H35ZM53 74H55L56 75V73H54V71L52 72ZM77 73H78V71H77ZM86 73V75H88L87 73H88V71L87 72H85ZM115 73V74H114ZM138 73V74H137ZM199 73H201V75H199ZM246 75H245V74ZM51 74V73H50ZM30 75V76H29ZM79 75V74H78ZM116 76V77H112V76ZM243 75L245 76L244 78H242L243 77ZM29 76V77H28ZM33 76V75H32ZM94 76V75H93ZM46 77V76H45ZM54 77V76H53ZM57 77V76H56ZM83 77V76H82ZM219 77V76H218ZM51 78V77H50ZM128 78H131V81L130 82H134V83H136V85L135 86H137L139 89H141L140 91H142L141 93V97H142V99L141 100H139L138 101V98H140V97H134V96H136L135 94H136V91H138V89L135 91V93H133V96H132V94H131V91H130V95L128 94V95H124V94H126L125 93V91L127 90L126 88V84L123 86V84H124V82L123 81H129L128 80ZM195 78V79H194ZM32 79V78H31ZM31 79H30V81H31ZM34 79V78H33ZM48 79H49V75H48ZM94 79V78H93ZM114 79V80H113ZM191 79H193V81L191 82V83H189L188 81H190ZM211 79H209V80H211ZM259 79L262 81V83L261 82H259ZM104 80H106V76H105V79ZM115 80H117V82L115 81ZM198 80V79H197ZM209 80H208V86H210V83H212V82H210L209 83ZM211 80V81H212ZM50 81H52L51 79H50ZM81 81V80H80ZM84 81V80H83ZM235 81V82H234ZM113 82H115V84L118 86H115V87H117V88H115V90L116 91H114L113 89V86L115 85V84H113ZM119 82V83H118ZM187 82V83H186ZM195 82L198 84H195ZM249 82H251V84L249 83ZM77 83H79V82H77ZM89 83H90V85H89ZM93 83H96V82H93ZM128 83V82H127ZM186 83V84H185ZM202 83V82H201ZM30 84H32V83H30ZM92 84V85H91ZM122 84V85H121ZM184 84V85H183ZM192 84V85H191ZM195 84V85H194ZM205 84V85H206ZM131 85H133V83L131 84ZM180 85V86H179ZM185 85H187V86H185ZM194 85V86H193ZM203 85V84H202ZM248 85H251V87L250 86H248ZM260 85V86H259ZM261 85H263V86H261ZM32 86H33V84H32ZM31 86V87H32ZM85 86V87H84ZM90 86H92V87H90ZM108 86H109V88H108ZM130 86V85H129ZM155 86H158V87H155ZM185 86V88L183 89V87ZM193 86V87H192ZM196 86V87H195ZM198 86V87H197ZM208 86H206V87H208ZM34 87V86H33ZM84 87V88H83ZM133 87V86H132ZM136 87V88H137ZM210 87H212V86H210ZM247 87H249V88H247ZM19 89V91H20V93L23 95V97H24V102H25V105H26V107L28 108L27 110H26V112L28 113V115H23V116H21V118H20V121H22L21 122V124H17V126L18 127H20V131L19 132H17V126H15V124L14 125H12V121H13V117H11L12 116V106L10 107L9 105V103H8V100H10L9 98H8V95H11V93H13V92H15L14 90H12V89ZM85 88H86V91H85ZM164 88V89H163ZM165 88L166 89H168V92H167V90H165ZM195 88V89H194ZM197 88V89H196ZM16 89V92L18 91ZM30 89H32L31 91H30ZM93 89V90H92ZM175 89V90H174ZM177 89V90H176ZM186 89H187V91H186ZM188 89H191V92H190V90H188ZM212 89V88H211ZM12 90V91H11ZM76 91H77V89H75ZM155 90V91H154ZM158 90V91H157ZM180 90V91H179ZM197 90H200V91H198L197 92ZM159 91H160V93H161V96H160V93H159ZM162 91H165L164 93L162 92ZM170 91V92H169ZM183 91H184V93H183ZM189 91V92H188ZM206 91H204V92H206ZM262 93H261V92ZM178 92H182V94L181 95H184L185 96V98L184 97H182V96H179V93ZM186 92V93H185ZM197 92V93H196ZM86 93H87V95H86ZM124 93V94H123ZM191 93V94H190ZM95 94H97V95H95ZM153 94H154V97H153ZM165 94V97H168V98H166V99H169L170 100V102H171V100H172V102L174 103H176V104H178L177 106L179 107V106H183L182 108H183V110H184V108H185V110H186V115L184 114V116L183 117H185V116H189L188 118H183L184 120L182 121V119L180 118L179 120V122H177V125L176 124H174V126L171 124V126H170V124L169 123H167V122H172L173 123V121H174V123H176V121H177V119L175 118V119H173V121L169 118L168 120H166V119H164L163 117H165V118H167V117H169V116H167L166 117V112H167V110L165 111V109H166V107H163V106H165V104H163V102L164 101H167V100H165V97L163 96ZM167 94V95H166ZM196 94V95H195ZM204 94H209V93H204ZM203 94V95H204ZM261 94V95H260ZM5 95H7V97H5ZM90 95V96H89ZM101 95H102V98L103 99H107L108 98V100H103L102 98H101ZM113 95H117L116 96V99H115V96H113ZM144 95H145V97H144ZM189 95V96H188ZM193 95H195V96H193ZM202 95V96H203ZM112 96H113V98H112ZM187 97V98H186ZM193 97H195V99L193 98ZM45 98V97H44ZM93 98V99H94ZM99 98V97H98ZM191 98H193V99H191ZM12 99V98H11ZM42 99V98H41ZM48 99V98H47ZM73 99V98H72ZM39 100V101H38ZM164 100V101H163ZM168 100V101H169ZM193 102H192V101ZM45 101V100H44ZM83 101V103H81ZM167 101V102H168ZM197 101H199V102H197ZM127 102V101H126ZM171 102V103H172ZM48 104H49V102H47ZM115 103H117V104H115ZM165 103V102H164ZM174 103V104H175ZM41 104V106L39 107V105ZM79 104V105H78ZM113 104V105H112ZM162 104H163V106H162ZM12 105V104H11ZM45 105V104H44ZM84 105V106H83ZM115 105V106H114ZM176 106V107H177ZM77 107V108H78ZM84 107H85V109H84ZM93 107L94 108H96V109H93ZM177 107V108H178ZM40 108H42V109H40ZM73 108H76L75 106L73 107ZM100 110V111H103V112H100V111H98V109ZM58 109V108H57ZM71 109V108H70ZM102 109V110H101ZM16 110V109H15ZM39 110H41L42 112H40L39 113ZM80 110H77V112L78 111H80ZM184 110V111H185ZM17 111V110H16ZM74 111V110H73ZM80 111V112H81ZM90 113H89V112ZM165 111V112H164ZM19 112V111H18ZM79 112V113H80ZM88 112V113H87ZM121 112V111H120ZM128 113V114H127ZM180 113H182V112H180ZM185 113V112H184ZM190 113V114H189ZM13 114H15V113H13ZM102 114H104V115H106L107 116V118H103V117H101V115ZM121 115V117H120V115ZM188 114V115H187ZM79 115V114H78ZM103 115V116H104ZM20 116V115H19ZM39 116V117H40ZM70 116V115H69ZM84 116V117H83ZM123 116V117H122ZM38 117V118H39ZM78 117V116H77ZM76 114L74 115V117L72 116V119H67V122H66V125H65V128H66V126L69 124L70 126H73V124L75 123L76 124ZM78 117V118H79ZM118 117V118H117ZM120 117V118H119ZM174 117V116H173ZM17 118V117H16ZM15 118V119H16ZM67 118V117H66ZM103 118V119H102ZM163 118V119H162ZM178 118V117H177ZM14 119V120H15ZM35 119V120H36ZM41 119H42V117H41ZM64 119H65V117H64ZM76 119V120H75ZM93 119H92V122H93ZM99 119H101V120H99ZM125 119L123 120V121H125ZM129 119H130V117H129ZM164 121V122H161V121ZM16 121V120H15ZM37 121V120H36ZM39 122V121H38ZM61 122H64V120L63 121H61ZM78 122V121H77ZM96 122V123H97ZM120 122V123H119ZM158 122H159V124L160 125H162V123H164V124H166V125H162V126H160V125H158ZM181 122V124L182 125H184V126H182V128H179L180 127V125H179V123ZM239 122V123H238ZM241 122V123H240ZM34 123H36V122H34ZM82 123H84V124H86V122H82ZM114 123V124H113ZM116 123H119L118 124V126H115L116 125ZM42 124H45L44 122L42 123ZM64 124V123H63ZM78 124V123H77ZM83 124V125H84ZM88 124V123H87ZM95 124V123H94ZM113 125L110 129H109V126H111V125ZM169 124V125H168ZM20 125V126H19ZM32 125V124H31ZM51 125V124H50ZM82 125V124H81ZM156 125H157V128H156ZM34 126V125H33ZM39 126V125H38ZM42 126V125H41ZM75 126V125H74ZM159 126V127H158ZM165 126H169V127H166L165 128ZM179 126V127H178ZM11 127V128H10ZM36 127V126H35ZM40 127V126H39ZM43 127H45V126H43ZM59 127V126H58ZM64 127V126H63ZM86 127H87V125H86ZM114 127V128H113ZM117 127V128H116ZM171 127L174 129H171ZM174 127H176L177 129H175ZM34 128V127H33ZM36 128H38V127H36ZM46 128V127H45ZM44 128V129H45ZM75 128V127H74ZM101 128H103V127H101ZM106 128H108L107 130H106ZM116 128V129H115ZM132 128V129H131ZM241 128H243V127H241ZM29 129V130H28ZM47 129V128H46ZM49 129V128H48ZM53 129V128H52ZM67 129V128H66ZM69 129V128H68ZM67 129V130H68ZM93 129V128H92ZM92 129L90 128L89 129V126H88V128H86V133H88L92 138H93V135H92V133H90V132H92ZM129 129V128H128ZM155 129H157L156 131H155ZM169 129V131H167ZM246 129V128H245ZM70 130V129H69ZM80 130V129H79ZM170 130H171V132H170ZM240 130V131H239ZM44 131H46V130H44ZM43 131V132H44ZM51 131V129L49 130V132ZM54 131V130H53ZM53 131H51V132H53ZM129 131V130H128ZM127 131V132H128ZM177 131V132H176ZM193 131V132H194ZM40 132V137H41V135L43 134V132H41V131H38V133ZM50 132V133H51ZM60 132V131H59ZM84 132V133H85ZM107 132V133H108ZM115 132V131H114ZM119 132V133H118ZM125 132V131H124ZM126 132V133H127ZM176 132V134L174 135V133ZM181 132V131H180ZM186 132V131H185ZM35 133V132H34ZM173 133V134H172ZM179 133V132H178ZM182 133V132H181ZM184 133V132H183ZM29 134V135H28ZM46 134H48V135H46ZM61 134V135H60ZM75 134V133H74ZM73 134V135H74ZM88 134H86V137H87V135ZM121 134V133H120ZM133 134H136V135H133ZM193 134V133H192ZM230 134H232V135H230ZM243 134V133H242ZM88 135V136H89ZM94 135H95V133H94ZM122 135H125L123 132H122ZM172 135H174V136H172ZM182 135V134H181ZM184 135V134H183ZM191 135V134H190ZM202 135V136H201ZM12 136V137H11ZM19 136V137H18ZM39 136V135H38ZM67 136H69V138H67ZM153 136H154V138H153ZM196 136V135H195ZM263 136V137H262ZM94 137H97V136H94ZM174 137V138H175ZM184 137V136H183ZM187 137V136H186ZM232 137V138H231ZM240 137V136H239ZM27 138H30L29 140H31V145H29L28 144V142H27ZM100 138H101V136H100ZM251 138V137H250ZM259 138V139H258ZM26 139V140H25ZM83 139H84V137H83ZM106 139V138H105ZM126 139H127V135H126ZM131 139L133 140V138L131 137ZM138 139V138H137ZM150 139H153V140H155L157 143L156 144H154L155 143V141H152V140H150ZM163 139V138H162ZM162 139H161V143H162ZM165 140H166V138H164ZM178 139V138H177ZM239 139V138H238ZM253 139V138H252ZM256 139L253 141V142H255L256 141ZM51 140H53V141H51ZM69 142H68V141ZM85 140H86V138H85ZM89 140V139H88ZM93 140H96V139H93ZM100 140V139H99ZM139 140V139H138ZM150 140V141H149ZM164 140V141H165ZM173 140V139H172ZM172 140H169V141H167V142H171ZM179 140V139H178ZM234 140L236 141V142H234ZM251 140V139H250ZM50 141V142H49ZM134 141V140H133ZM132 141V142H133ZM148 141L149 142H151V143H148ZM239 141V140H238ZM68 142V143H67ZM88 142V141H87ZM96 142V141H95ZM94 142V143H95ZM102 142H104V141H102ZM178 142V141H177ZM201 142V143H200ZM231 142H233V143H231ZM250 141H248V143H249ZM10 143L11 144H14V145H22L23 143H24V148H26L24 151H26L27 152V154L25 153L24 155H27V157H26V160H24L25 158V156L23 157V155H22V153H21V155H22V158H21V162H23L22 164H25L26 162H27V166H24V168H25V174H23L22 172L24 171H20V167L22 166H17L20 162H18V161H16L17 160V158L15 159V155H13L15 152H16V150H15V147L16 146H13L14 148H12V147H9L10 146ZM50 143V144H49ZM97 143H99V142H97ZM105 143V142H104ZM153 143V144H152ZM160 143V142H159ZM172 143H173V141H172ZM176 143V142H175ZM240 143V142H239ZM242 143H246V142H242ZM247 143V144H248ZM263 143V142H262ZM261 143V144H262ZM87 144V143H86ZM96 144V143H95ZM101 144V143H100ZM107 144V141H106V143H105V145ZM110 144V143H109ZM108 144V145H109ZM140 144H141V142H140ZM199 144L200 145H202L201 147L204 149H202L205 153H202L203 151L200 149L201 147H199ZM246 144V145H247ZM256 144V143H255ZM42 146V148L40 147V146ZM74 145V144H73ZM85 145V144H84ZM104 145V146H105ZM144 145H145V143H144ZM143 144H142V146H144ZM156 145H157V147H156ZM163 145V144H162ZM168 145H171L172 146V144H170V143H168ZM167 144H165L164 143V146H163V148H165L166 146H168ZM224 145V146H223ZM241 145V144H240ZM252 145H254L253 143H252ZM257 145V144H256ZM259 145L260 144H258V148H260L259 147ZM40 147V149L41 150H43V151H41L42 152V154H44V156H41V152H40V149H38L39 147ZM103 146V147H104ZM150 146L148 147L149 149H150ZM175 146V145H174ZM212 146H214V147H218V148H216L215 149V151H214V149L212 148L211 149V147ZM222 146V147H221ZM226 146V147H225ZM255 146V145H254ZM254 146H253V148H251V149H255L256 150V148L257 147H255L254 148ZM85 147V146H84ZM101 147V146H100ZM145 147H146V145L144 146V147H142L141 148V150L142 151H140V150H138L139 148L137 147L136 148V150H137V152H139V153H137L138 154V156H139V158H140V156L142 157L141 158V162H139V163H143L144 164V162H146V160H143L144 158V156H146L147 158H148V155H147V153L149 154L150 152V150L152 151V153H150L149 154V156L151 157V155H152V157H154L155 155V152L156 151H154V150H152V149H154V148H152V149H150V150H147V151H145L146 149H145ZM168 147H170V146H168ZM224 147H225V149H224ZM250 147V146H249ZM17 148V147H16ZM147 148V147H146ZM147 148V149H148ZM175 148V147H174ZM198 148V149H197ZM257 148V149H258ZM18 149V148H17ZM23 149V148H22ZM21 149V150H22ZM70 149V150H69ZM168 149V148H167ZM231 149H233V147L232 148H230V150ZM20 150V149H19ZM36 150H37V153H35L36 152ZM39 150V151H38ZM163 150V149H162ZM211 150H213L214 151V153H213V151H212V154H211ZM221 150V149H220ZM229 150V151H230ZM254 150V151H255ZM72 151V150H71ZM182 151H184V149L182 150ZM202 151V152H201ZM70 152V153H69ZM142 152V153H141ZM144 152V153H143ZM181 152V151H180ZM220 152V151H219ZM236 152V151H235ZM238 152H239V150H238ZM18 153H20V152H18ZM157 153V152H156ZM174 153V152H173ZM202 153V154H201ZM237 153V152H236ZM259 153V152H258ZM262 153V152H261ZM218 154V153H217ZM217 154H216V156H215V154H214V156H215V158L214 157H212L211 159V161L213 162V164H211V165H213V168H210V169H214V170H216V172H215V174L214 175H216V176H214V178L213 179H211V185H210V187L212 188L213 186V188H215L217 185H218V175L221 173V172H223L224 173V171H223V162L221 161V162H218V160H220V159H218V157H217ZM235 154V153H234ZM132 155V154H131ZM130 155V156H131ZM136 155V154H135ZM157 155V154H156ZM187 155V157H191V156H188ZM237 155V154H236ZM240 155V154H239ZM19 156H20V154H19ZM175 156V155H174ZM210 156L208 157V158H210ZM146 157H145V159H146ZM149 157V158H150ZM216 157H217V159H216ZM237 157H239V156H237ZM261 157V156H260ZM155 158V157H154ZM156 158H157V156H156ZM194 158V159H193ZM207 158V159H208ZM221 158V157H220ZM232 158H233V156H232ZM242 158V157H241ZM136 159V158H135ZM190 158L188 159L189 160V162L187 161V163H190L191 160ZM238 159H240V158H238ZM237 159V160H238ZM51 160H55L56 162H55V165H56V167L58 168V170H60L59 171V175L61 176V177H56V175H58V173H56V175L55 174H50L49 173V171H48V169H51V168H53V166H55V165H53V166H51L52 164L49 162V161H51ZM154 160V159H153ZM185 160V159H184ZM237 160H236V162H237ZM246 160V159H245ZM248 160V159H247ZM53 161H51L52 163H53ZM130 161V160H129ZM172 161V160H171ZM175 161V160H174ZM178 161V160H177ZM182 161V160H181ZM206 161V160H205ZM210 160L208 161V162H211ZM242 161V160H241ZM131 162H132V160H131ZM147 162H148V159H147ZM179 162V161H178ZM185 162V161H184ZM191 162V163H192ZM196 162V163H197ZM239 162V163H238ZM237 163L238 164H236V166H234L235 165V163H233L232 165L234 166V168H236L237 169V167H239V168H241L242 166H240L241 164H240V161H238ZM248 162V161H247ZM29 163V164H28ZM180 163V162H179ZM190 163V165H192ZM199 163V162H198ZM243 163V162H242ZM176 163H174V166H178V164H176ZM225 164V163H224ZM240 164V165H239ZM48 165L49 166H51L50 168H48ZM149 165V164H148ZM180 165V164H179ZM182 165H185V164H183L182 163ZM189 165V166H190ZM203 165H206V164H203ZM209 165V164H208ZM232 165H230L229 167L231 168L230 169V172L231 171H233L234 170V168H233V170H232ZM144 166H145V164H144ZM181 166V165H180ZM189 166H187L186 165V167H189ZM195 166H196V164H195ZM247 166V165H246ZM249 166V165H248ZM256 166H257V164H256ZM75 167H76V165H75ZM80 167V166H79ZM130 167V166H129ZM148 167H150V166H148ZM171 168H170V170H172L171 172L172 173H174V175H175V177H176V180H175V177H174V175L173 174H171V172H170V170H169V172L168 173H166V174H164V175H169V173H170V176L171 177H169L171 180H173L174 182H175V184H173V185H175L176 186V184H178L180 187L181 186H183L182 187V189H185L188 193L190 192V194L192 193V190L197 186H195V183H194V180H192L191 181V179H193V178H191L190 177V175H188L186 172V170L184 169V167H183V169H181V167H179L178 166V168H180L181 170H178L176 167H175V169H174V167H173V165L172 166H170ZM209 167V166H208ZM207 166H203V168H205L204 170L203 169H199L200 167H199V165H198V168L197 169H199L198 170V172L200 171V175H204L207 171H209V173L208 174H210V169L208 168ZM23 168V169H24ZM56 168V169H57ZM145 168H147V166H145ZM202 168V167H201ZM208 168V170H206ZM245 168V167H244ZM249 168V167H248ZM168 169H169V167H168ZM167 169V170H168ZM236 169H235V173H232V175L234 176V177H236V180L238 181V183H237V186L238 185H240L241 186V183H242V177H240L239 176V174H240V172L238 173L237 171H236ZM242 169V168H241ZM251 169L254 171V173H257V175H258V173H259V175L260 174H263L264 173V169H260L259 170V168L258 167H253L252 168V166H251ZM18 170H19V172H18ZM38 170H40V171H38ZM74 170V173H71L72 171ZM130 170H132V169H130ZM137 170V169H136ZM138 170H139V168H138ZM138 170H137V172H138ZM145 170H147V169H145ZM182 170H184L183 172H182ZM190 170V169H189ZM191 170H193V168H191ZM195 170V169H194ZM203 170V171H202ZM245 170V169H244ZM51 171V170H50ZM140 171V170H139ZM142 171V172H141ZM140 172H139V174H140V178L138 179L137 177H139V174L136 176V179H138V181H140V179H143L144 180V172L146 173V171H144V168L141 170ZM144 171V172H143ZM181 171V172H180ZM186 171V172H185ZM213 171V170H212ZM212 171H211V173H212ZM247 170H245L244 172H245V175H246V172ZM251 171V170H250ZM48 172V173H47ZM76 172V173H75ZM189 172H191V171H189ZM188 172V173H189ZM195 172V171H194ZM242 172H243V170H242ZM241 172V173H242ZM69 173H71L70 175H68ZM134 173V172H133ZM143 173V174H142ZM164 173V172H163ZM217 173V174H216ZM238 173V174H237ZM192 174V173H191ZM196 174L197 175H199L198 173H197V170H196ZM207 174V173H206ZM235 174V175H234ZM236 174H237V176H236ZM244 174V173H243ZM242 174V175H243ZM250 174V173H249ZM24 175V176H23ZM25 175H28V177L27 176H25ZM33 175V176H32ZM58 175V176H59ZM131 175V174H130ZM142 175H143V178H142ZM172 175H173V177H174V179H173V177H172ZM199 175V176H200ZM212 175V174H211ZM231 175V174H230ZM135 176H132V178L134 177V179H135ZM165 176V177H166ZM192 176V175H191ZM196 176V175H195ZM208 176H210V175H208ZM221 176H223L222 175V173H221ZM220 176V177H221ZM91 177V178H90ZM161 178H159V180L161 181V179H163L162 181H164V182H168V181H170V185H172V182L173 181H171L170 179L168 180V179H164L163 178V176H160ZM193 177V176H192ZM200 177H203L202 179V182L205 184L206 182L205 181H207L206 180V176L204 175V176H200ZM205 177V178H204ZM233 177V178H234ZM249 176L247 175L246 176V178L247 179H249L248 178ZM253 177V176H252ZM57 178V179H56ZM58 178H60V180L58 179ZM128 178V177H127ZM130 178V180L132 181V179H131V177H129ZM145 178H146V176H145ZM191 178V179H190ZM208 178V177H207ZM245 178V179H246ZM133 179V180H134ZM198 179V178H197ZM222 179V178H221ZM240 179V180H239ZM28 180V181H27ZM58 180V181H57ZM87 180H91V181H87ZM143 180H141V181H143ZM158 180V179H157ZM157 180H155L156 182H157ZM159 180H158V182H159ZM166 180V181H165ZM196 180V179H195ZM200 180V179H199ZM220 180V179H219ZM234 180H235V178H234ZM235 180V181H236ZM250 180V179H249ZM100 181V180H99ZM103 181V180H102ZM106 181V180H105ZM135 181V180H134ZM134 181H132V183H137L138 181L136 180L135 182ZM140 181V182H141ZM209 181H210V178H209ZM226 181V180H225ZM236 181V182H237ZM38 183L37 185H33L34 183ZM39 182L41 183V184H39ZM85 182H89L87 185H85ZM98 182V181H97ZM157 182V184L159 185V183ZM167 182H166V185H168L167 184ZM31 183H32V185H31ZM35 183V184H36ZM94 183H96V180H95V182ZM194 183V184H193ZM93 184V183H92ZM161 184V183H160ZM164 186H166L165 185V183H162ZM195 186H193V185ZM198 184V183H197ZM200 185H198L199 186V188L198 189H200L204 184H202V183H199ZM209 184V183H208ZM219 184H221V183H219ZM61 185H63V186H61ZM172 185V186H173ZM202 185V186H201ZM206 185V184H205ZM222 185V184H221ZM35 186V187H34ZM57 186H59V187H61V188H59V187H57ZM160 186V185H159ZM162 186V185H161ZM169 186V185H168ZM168 186L166 187V188H168ZM179 186H178V189H180L179 188ZM41 187L42 188H44L43 190L45 191V193L44 192H42V193H44V194H42L40 197L41 198H38L39 197V195L38 194H40V192L42 191H39L40 189H41ZM163 187V186H162ZM170 187V186H169ZM209 186L208 187H206L205 186V188H204V186H203V189H202V191H204V189L206 190V189H211ZM220 188V185H218L217 187H216V189L217 188ZM56 188H58V190L56 189ZM223 188H224V186H223ZM197 189V190H198ZM201 189L199 190V191H201ZM208 189V190H209ZM59 190L60 191H62V190H64L65 192H59ZM195 190H196V188H195ZM207 190V191H208ZM85 191V190H84ZM173 191V190H172ZM194 191V190H193ZM58 192V193H57ZM66 192L68 193V196L66 197ZM70 192H71V194H70ZM79 192V193H78ZM187 192H183L184 194L185 193H187ZM210 192V191H209ZM61 193V194H60ZM74 193H76V194H74ZM173 193L175 194V192L173 191ZM177 194H178V192H176ZM183 193H179V195H181V194H183ZM205 194H206V191L204 192ZM203 193V194H204ZM211 193H213V195H214V191L212 190V192ZM217 193V192H216ZM74 194V195H73ZM177 194L175 195V197L177 196ZM184 194L182 195V196H184ZM193 194V193H192ZM32 195H38L37 197L35 196V197H33ZM73 196V198L72 199H68V198H70V196ZM194 195V194H193ZM207 195H208V193H207ZM223 195V194H222ZM46 196V198H44ZM188 196V195H187ZM186 195H185V198L187 197ZM203 196H205V195H203ZM215 196V195H214ZM190 197H193V196H190ZM206 197V199L208 198V197H210V194L208 195V196H205ZM213 197V196H212ZM211 197V198H212ZM38 198V199H37ZM184 198V197H183ZM42 199V200H41ZM80 199H82V198H80ZM178 199V198H177ZM180 199V198H179ZM84 200H86V199H84ZM83 200V201H84ZM212 200H216L215 198H213V199H211V202H212ZM58 201V200H57ZM76 201H77V199H76ZM82 201V200H81ZM87 201V200H86ZM45 204H44V203ZM214 202V201H213ZM56 203V204H57ZM75 203H77V202H75ZM79 203H81L80 202V200H79ZM82 204V203H81ZM81 204H80V206H81ZM208 204H211V203H208ZM207 204V205H208ZM219 204V203H218ZM42 205H44V206H42ZM73 205V204H72ZM214 205H216V202L212 205L213 207L212 208H214ZM83 206V205H82ZM218 206V205H217ZM220 206V205H219ZM40 207V208H41ZM58 207H56V208H54V206L52 207L53 208V210L55 211V209H57ZM72 207V206H71ZM71 207H70V209H71ZM85 207V206H84ZM52 208H51V210H52ZM64 208H66V207H64ZM87 208V207H86ZM90 208V207H89ZM207 208V207H206ZM211 208V207H210ZM44 209V210H45ZM59 209V208H58ZM73 209H75V207L73 208ZM209 209V208H208ZM218 209H220V208H218ZM218 209H216V210H218ZM43 210V211H44ZM212 209H209V210H207L206 209V211L208 212V211H211ZM39 211V210H38ZM46 211V210H45ZM56 211H58V210H56ZM59 211H60V209H59ZM58 211V212H59ZM61 211H63V210H61ZM60 211V212H61ZM213 211V210H212ZM51 212V211H50ZM73 212V211H72ZM221 212V211H220ZM219 211H216V216H218V213H220ZM75 213V212H74ZM210 213V212H209ZM215 213V212H214ZM154 214V213H153ZM211 214H213V212H211ZM211 214H209V215H211ZM221 214V213H220ZM70 215V214H69ZM73 215V214H72ZM79 215V214H78ZM35 216H37V215H34V217ZM151 216V215H150ZM155 216V215H154ZM153 216V217H154ZM212 216V215H211ZM210 216V217H211ZM38 217V216H37ZM74 217V216H73ZM145 217V216H144ZM215 217V216H214ZM213 217V218H214ZM147 218V217H146ZM152 218V217H151ZM150 218V220H152ZM157 218V217H156ZM155 218V219H156ZM212 218V219H213ZM148 219V218H147ZM74 220V219H73ZM149 220V221H150ZM157 220V219H156ZM156 220L154 221V223H155V225H156V223H158V220H157V222H156ZM148 221V220H147ZM70 222H71V220H70ZM151 222V221H150ZM149 222V223H150ZM152 222H153V220H152ZM166 223L167 222H169L168 220L167 221H165ZM146 223V222H145ZM154 223H153V225H152V223L149 225V226H153L154 228H155V230L157 231L158 229H156L157 227H160L161 225L158 223V226L156 227L155 225H154ZM161 223V222H160ZM171 223V222H170ZM38 224V223H37ZM160 225V226H159ZM171 225H172V223L170 224V225H168L169 227H171ZM144 226H145V224H144ZM143 225H142V227H144ZM151 226V227H152ZM173 226V225H172ZM141 227V226H140ZM142 227H141V229H142ZM46 228V227H45ZM68 228V227H67ZM163 228V227H162ZM140 229V230H141ZM150 229V228H149ZM171 229H172V227H171ZM174 229V228H173ZM47 230V229H46ZM74 230V229H73ZM155 230H151L152 231V233H154L155 232ZM23 231V232H22ZM150 231V230H149ZM154 231V232H153ZM160 231V230H159ZM162 231V230H161ZM160 231V232H161ZM47 232V231H46ZM140 232V231H139ZM164 232V231H163ZM193 232V231H192ZM54 233V232H53ZM151 233V232H150ZM158 233V232H157ZM156 233V234H157ZM51 234V233H50ZM142 234V233H141ZM156 234L154 233V236H156ZM159 234L160 233H158V237H159ZM162 234V233H161ZM152 235V234H151ZM163 235V234H162ZM53 236V235H52ZM161 236V235H160ZM49 238H51V237H49ZM160 238V237H159ZM42 239V238H41ZM53 239V238H52ZM56 239V238H55ZM155 239H158V238H155ZM138 242V241H137ZM140 242V241H139ZM138 242V243H139ZM143 242V241H142ZM158 242V241H157ZM42 243V242H41ZM144 245V244H143ZM142 245V246H143ZM34 246V245H33ZM32 246V247H33ZM140 246V245H139ZM125 247V246H124ZM142 248V247H141ZM112 251V250H111ZM31 252V253H30ZM113 253V252H112ZM110 255V254H109ZM3 257V258H2ZM2 258V259H1ZM19 258H21V259H19ZM30 258H31V256H30ZM112 258V257H111ZM1 261V262H2ZM6 261H4V262H6ZM8 262V261H7Z\"/></svg>",
	"mask_w": 264,
	"mask_h": 264
}]
</instances>
